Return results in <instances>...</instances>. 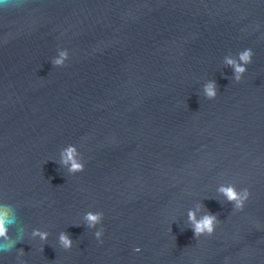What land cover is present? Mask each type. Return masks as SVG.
I'll list each match as a JSON object with an SVG mask.
<instances>
[{"label": "water", "instance_id": "obj_1", "mask_svg": "<svg viewBox=\"0 0 264 264\" xmlns=\"http://www.w3.org/2000/svg\"><path fill=\"white\" fill-rule=\"evenodd\" d=\"M246 47L235 81L223 57ZM69 143L82 171L59 163ZM228 182L249 189L241 210L217 191ZM0 202L19 241L0 264H264V0H9ZM197 203L220 220L211 235L187 226Z\"/></svg>", "mask_w": 264, "mask_h": 264}, {"label": "clouds", "instance_id": "obj_2", "mask_svg": "<svg viewBox=\"0 0 264 264\" xmlns=\"http://www.w3.org/2000/svg\"><path fill=\"white\" fill-rule=\"evenodd\" d=\"M9 6V0H0V8ZM69 56L66 48H58L57 56L53 58L52 63L55 66H61L65 63ZM253 51L246 47L239 50L235 55L227 54L223 57V62L233 67V79L239 81L242 75L246 72V66L251 62ZM202 94L204 97L212 99L217 95V87L214 80H207L202 84ZM69 154L75 159L72 164L66 168L69 173H76L82 171L84 162L81 154L75 144L69 143L62 147L59 151V163L67 165L69 161ZM217 191L224 194L225 199L232 203V207L236 210H241L245 202L250 196L247 187L237 188L234 183L228 182L218 186ZM202 205L197 203L194 208H189L187 212V226L190 227L196 237L207 234L211 235L217 224L220 222L217 216L207 211H201ZM197 213H200L197 215ZM83 219L86 221L89 228L94 229L93 235L96 240L102 243L103 227L101 222L103 220V213L101 211L88 210L84 212ZM15 223L12 207L9 203L0 202V256L12 250L19 241L13 240L9 236V226ZM38 230H33L32 235H37ZM41 240L47 239V233L39 232ZM59 246L63 249H69L73 245L70 236L65 232H60L58 235ZM134 251H139L136 247Z\"/></svg>", "mask_w": 264, "mask_h": 264}, {"label": "flooded vegetation", "instance_id": "obj_3", "mask_svg": "<svg viewBox=\"0 0 264 264\" xmlns=\"http://www.w3.org/2000/svg\"><path fill=\"white\" fill-rule=\"evenodd\" d=\"M143 264H163V263L161 258H156L153 254H149L146 252Z\"/></svg>", "mask_w": 264, "mask_h": 264}]
</instances>
